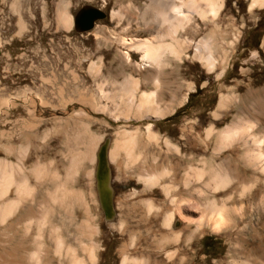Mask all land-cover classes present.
Returning <instances> with one entry per match:
<instances>
[{"label": "rangeland", "instance_id": "1", "mask_svg": "<svg viewBox=\"0 0 264 264\" xmlns=\"http://www.w3.org/2000/svg\"><path fill=\"white\" fill-rule=\"evenodd\" d=\"M192 1L204 10V0H0V149L28 147L26 167L47 171L36 204L0 229V255L23 264L34 253L36 229L24 240L20 226L60 184L77 200L46 202L45 264H264V3L216 0L201 19ZM85 9L104 19L81 33L73 20ZM173 17L181 28L167 36ZM143 43L176 53L146 62ZM218 177L233 180L216 187ZM57 236L69 254L55 253Z\"/></svg>", "mask_w": 264, "mask_h": 264}, {"label": "bare ground", "instance_id": "2", "mask_svg": "<svg viewBox=\"0 0 264 264\" xmlns=\"http://www.w3.org/2000/svg\"><path fill=\"white\" fill-rule=\"evenodd\" d=\"M156 1V0H155ZM260 1L262 4L264 0H254L253 5H256ZM151 4H154V0H150ZM204 10H198L196 3L194 1L187 2L185 4V8L187 12H197L201 19L208 15L215 17L218 10L221 8L220 1L211 0H204ZM264 5V4H263ZM151 6V5H150ZM156 13L160 10L157 7ZM154 10V9H153ZM191 12V13H192ZM178 12H175V15ZM159 15L162 17L163 20H167V16H163L162 12L160 11ZM59 20L63 23L64 26L69 27L71 22L69 17L65 14L60 15ZM172 20L174 21V28L167 33V36L174 33L177 28H181V20H177V18L173 17ZM184 22V21H183ZM178 30V29H177ZM162 45V44H161ZM207 48V47H206ZM142 54L143 61H148L151 63H155L158 60V56L161 55V51L164 49L169 51L171 54H175L176 50H174L170 46H157L152 47L149 43H143L139 48ZM206 52L209 53V50L204 49ZM205 54V62L209 69L213 68V61L210 58V53ZM212 57V56H211ZM43 141V140H42ZM44 142V141H43ZM96 143L91 142V146L89 149V154L85 156V159L90 160L93 162V155L95 153ZM0 153H3L7 158L13 156L17 159V165L13 166L8 160L0 159V229H12L14 225L12 221L24 211L26 206L33 207L36 204V197H38V190L44 185L47 179V171L45 169V165H40L38 162L31 166L30 168L26 167L27 160L29 159V148H15L11 144H7L0 149ZM112 155V154H111ZM262 158L261 153H256L251 157L252 162H257ZM76 156L73 158V164L71 166V170L69 171L68 175L74 174L76 169ZM73 176V175H72ZM58 176L57 174H53L51 176V182L54 184H58ZM233 179L229 177H218L214 180V185L216 187H221L224 185H228L232 182ZM105 181V179L103 180ZM108 181L105 183L103 182L102 190L103 192L107 189ZM75 193H70L66 191L62 185L58 184L55 188V191L49 195L45 196V199L42 203L38 204L37 212H32L31 210L28 211V219L27 221L20 226L22 230V237L24 240L30 237L31 232L33 229H36V236L34 238V246L35 251L33 254L28 255L22 259L24 262L23 264H45L44 263V255H45V247H44V233L46 230V209L45 204L49 201L55 205L61 206L63 202L67 199H71L76 201ZM48 201V202H47ZM47 202V203H46ZM217 210V209H216ZM218 212V213H217ZM217 219L213 220V228L215 229L218 226H221L222 222H225V218L222 215V210L219 209L217 211ZM167 223L169 221L166 220ZM19 228V229H20ZM220 228V227H218ZM217 228V229H218ZM18 229V230H19ZM216 229V230H217ZM20 231V230H19ZM52 234L54 235L57 231L55 229H51ZM215 231V230H214ZM1 234V233H0ZM6 236V235H5ZM33 242V241H32ZM33 246V247H34ZM54 251L56 254H60L63 251L66 253H70L71 250L68 248H64L62 239L59 236L54 237ZM73 260V259H72ZM75 260H73L74 262ZM15 262V258L12 255L3 256L0 255V264H13Z\"/></svg>", "mask_w": 264, "mask_h": 264}, {"label": "water", "instance_id": "3", "mask_svg": "<svg viewBox=\"0 0 264 264\" xmlns=\"http://www.w3.org/2000/svg\"><path fill=\"white\" fill-rule=\"evenodd\" d=\"M104 19V15L94 9L81 10L73 20L74 28L78 32L84 33L91 30L93 23Z\"/></svg>", "mask_w": 264, "mask_h": 264}, {"label": "trees", "instance_id": "4", "mask_svg": "<svg viewBox=\"0 0 264 264\" xmlns=\"http://www.w3.org/2000/svg\"><path fill=\"white\" fill-rule=\"evenodd\" d=\"M202 249L205 251L204 253H207L206 251H210L211 253L214 251L213 250V243H212V239L211 238H204L202 239L201 243H200ZM217 249V248H214ZM207 255V254H206ZM215 255L212 253L211 257H214Z\"/></svg>", "mask_w": 264, "mask_h": 264}]
</instances>
